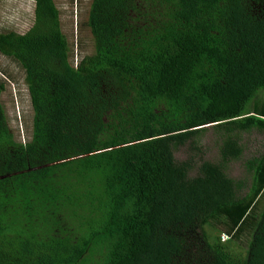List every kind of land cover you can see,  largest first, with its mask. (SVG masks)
<instances>
[{
    "label": "trees",
    "instance_id": "1",
    "mask_svg": "<svg viewBox=\"0 0 264 264\" xmlns=\"http://www.w3.org/2000/svg\"><path fill=\"white\" fill-rule=\"evenodd\" d=\"M32 1L0 34L32 111L21 139L0 81V264H264V151L227 169L264 135V0H91L76 58ZM210 129L216 161L175 158Z\"/></svg>",
    "mask_w": 264,
    "mask_h": 264
},
{
    "label": "rangeland",
    "instance_id": "2",
    "mask_svg": "<svg viewBox=\"0 0 264 264\" xmlns=\"http://www.w3.org/2000/svg\"><path fill=\"white\" fill-rule=\"evenodd\" d=\"M91 0H55L60 12L61 27L73 54L76 57L93 53V40L85 26ZM34 3L32 0H0V34L15 32L25 34L33 24ZM0 81L5 88L1 102L5 108L9 126L21 139L29 135L32 127V111L28 92L24 85L23 73L13 62L0 55ZM200 153L193 152L188 146L175 150L178 161L193 160L199 166L203 160L216 161L218 152L213 132L205 134L201 140ZM244 146L242 159L228 165V173L234 180L244 177L243 163L256 153L264 151V135L256 132L241 137ZM192 151V152H191ZM193 175V174H192Z\"/></svg>",
    "mask_w": 264,
    "mask_h": 264
}]
</instances>
